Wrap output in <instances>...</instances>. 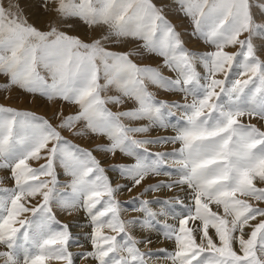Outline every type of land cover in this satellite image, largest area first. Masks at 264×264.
Segmentation results:
<instances>
[{"label": "snow or ice", "instance_id": "6c2138e0", "mask_svg": "<svg viewBox=\"0 0 264 264\" xmlns=\"http://www.w3.org/2000/svg\"><path fill=\"white\" fill-rule=\"evenodd\" d=\"M176 2L193 22L192 35L212 51L185 47L152 0H39L44 28L29 22L18 0H0V75L7 77L0 89L74 107L49 119L0 105V170L13 181L0 187L2 264H264V0ZM70 20L99 35L69 34ZM128 39L143 41L140 48L162 57L175 77L135 63L140 51L107 46ZM149 85L183 94L184 102L157 99ZM110 90L116 94L102 95ZM168 127L174 136L136 135ZM64 132L107 142L85 148ZM167 144L179 146L148 147ZM95 153L131 162L106 168ZM161 175L169 180L118 198ZM161 189L184 195L143 198ZM128 211L139 214L125 218ZM81 212L85 223L72 226L90 230L74 235L58 213ZM151 232L174 251L142 250L153 243Z\"/></svg>", "mask_w": 264, "mask_h": 264}, {"label": "rangeland", "instance_id": "374dc122", "mask_svg": "<svg viewBox=\"0 0 264 264\" xmlns=\"http://www.w3.org/2000/svg\"><path fill=\"white\" fill-rule=\"evenodd\" d=\"M18 2L20 4V7L23 9V14L28 17L29 22L34 24L38 28H44L45 21H46L47 17L38 7L39 0H18ZM152 2L158 8H160V7L163 8V14L175 26V30L178 33H180L181 39L183 40L185 47H187L190 50L197 51V52L200 51L199 48H201V50H203L204 52L213 50L211 45L204 43L202 40L197 39L195 36L192 35L193 29H194L193 22H192L190 17L186 16L181 11L180 5L176 2V0H152ZM68 23L71 24L72 27L69 28L67 26H64V30L69 32V34L78 35L82 39H85V40H88V39H91V38H95L96 36L99 35V30H93V29L89 28L87 25H85L83 22H81L79 20H70V21H68ZM142 44H143V41L128 39V40H125L123 42L115 43V44H109L107 46L109 48H111L112 50H114V51H121V52H126V51H129V50L140 51L142 53L141 55H134V56L131 57V59H133V61L135 63H137L138 65H141V66L150 65L152 67H159L161 69L163 75L172 76L174 78L175 75H176L174 72H170L167 68H163L162 67L163 58L158 56V55L150 54V53L144 51L142 48H140V45H142ZM227 50L228 51H235V49H232V48H229ZM6 82H7V77L3 76V75H0V84H4ZM154 89H157V87H154L153 85H149V91L153 92L157 99L168 100V101H177L178 100V101L184 102L183 101V94L170 92V93H172V95L170 93L169 94H160V95H158L159 94V89H157V91H155ZM115 94L116 93L114 91H111V90L109 92H107V93H102V95H115ZM170 96L171 97L173 96L172 99H171ZM180 96H181V98H180ZM191 99H192V97L189 96L188 97V102L189 101L191 102ZM0 105L13 107V108H16V109H19V110L31 111L33 113H36L37 115H41V116H44V117L49 118V119H52L54 112H56V111H58L60 109H63L65 113H68V112L74 110L73 106L67 105V104L63 103L62 101H49V100L45 99L44 97H42V96H40L38 94L28 93V92L22 90L19 87H12L11 89H7V90L0 89ZM131 106H132L131 102H127V103H125V105L122 106V108H127V107H131ZM107 107H109L112 111L122 110L121 108H118L116 105H113V104H109V105H107ZM180 116H181V113L176 112L175 113V117L171 118L172 123L175 124L176 123V119L178 117H180ZM241 119L245 123L249 122V118L248 119L247 118L244 119V117H242ZM250 122L257 124L258 127L261 126V122H258L255 119H252ZM53 123H56V121L53 120ZM125 123H128V121H125ZM144 123H146V121H144ZM157 129L159 131L161 130L160 128H157ZM168 129L171 130V132H172L171 134H168L167 132L163 133L164 129H162V132L160 134H159L158 131H156L158 134L157 133L153 134L152 132H150L148 134H136V135L138 137L141 136V135H147V136H150V137H157L158 135L161 136V134L162 135L164 134L166 136H174L176 134L172 127L171 128L168 127ZM64 135L67 136L74 143L79 144V145H81L82 147H85V148H94L97 143H106L107 142L106 138H104V137H82V138H80V137H73L68 132H64ZM178 146L179 145L167 144V145H157V146L149 145L148 147L152 151L155 152V151H171L173 148L178 147ZM153 148H156V149H153ZM95 154L98 156V158H100L102 160V162H103V164H104V166L106 168L112 162L113 163H115V162H131L130 158L124 157V156H122L119 153L117 154L116 157H111V156L109 157V155H106V154H103V153H95ZM169 163H171V162H169ZM33 164L35 166V162H33ZM108 175L112 179H114L113 181L119 180V177L117 176L116 173L109 172ZM113 176H115V177H113ZM0 178H3V183L0 184V187H11L13 185V181L9 178V173L6 170H0ZM174 178L175 177H173V179ZM42 179H44V178L42 177ZM67 179L68 178L63 176V175L60 176L61 182H64ZM147 180H148V182H146ZM160 180L167 181V180H169V177L163 176V175L155 176V177H149L143 182L144 185H141L139 187L140 188H144L149 183L150 184L156 183L157 181H160ZM119 182L124 183V180H119ZM138 188H134V190H136ZM163 190L168 192V194L161 195L159 192L163 191ZM139 193H137V194H139ZM128 194H130V193L128 192ZM137 194L136 193L135 194H131L129 197L127 196L128 198L127 197L123 198V197H120V195H118V198L121 201L122 200L125 201V200L129 199L131 196H135ZM153 194H154V196H153ZM174 194L184 195V193L183 194H181L180 192L178 193L177 189H174L173 191H168L167 189H161V190H159L157 192L148 193L143 198L153 199V198L159 197L161 199H164V198H167V197H171ZM35 202L36 201H33V203H35ZM261 206H264V205H261ZM153 207L154 208H158L159 206L158 205H156V206L154 205ZM127 214L128 215H126V212H125V215H124V212H122V215L125 218H129L131 216H136L139 213H137V212L134 213V212L128 211ZM62 215H64L66 218L63 219L61 217ZM75 218H76V216H68V215H65V214H62V213H60V214L58 213V219L59 220L62 219V220H60L62 223H67L70 226L74 225L75 223H79L81 225H83L85 223L84 213L81 212V213H79L77 215V218H80V220H82V222H78V220H74ZM161 219H163V218H161ZM170 222L172 224L176 223L175 220H172V219L169 218L168 219V223H170ZM79 228L80 229L82 228V230H80L79 234L90 230V229H87V228H84V227H79ZM72 229H78V228L75 227V226H72L71 230ZM73 234H74V232H73ZM156 234L157 233H155V232H151V233H147L146 235L153 236V239H154ZM156 237H160L161 238V239L159 238L158 242H155V239L152 240V241H154L156 243L157 249H161V248L167 249V247H168L169 251H174V243L172 241L168 240L167 243L165 244L166 239H164L162 236H159L158 234H157ZM81 242L83 243V238L82 237H81ZM150 245L147 246L148 247L147 249H152ZM166 245H168V246H166ZM147 249H142V250H147ZM69 250L73 251V252H76V251H80L81 249L78 248L76 250V249L70 247ZM21 256H22V253H21ZM161 260H163V259H161ZM156 261L155 260L154 261L153 260L149 261V264H161L160 262L157 263ZM50 262H49V264H59V262H55V260L50 261ZM164 262L165 263L167 262L168 264H171V262H168L166 260ZM164 262L162 264H164ZM76 264H82V262L77 260Z\"/></svg>", "mask_w": 264, "mask_h": 264}, {"label": "bare ground", "instance_id": "6f19581e", "mask_svg": "<svg viewBox=\"0 0 264 264\" xmlns=\"http://www.w3.org/2000/svg\"><path fill=\"white\" fill-rule=\"evenodd\" d=\"M186 31V30H185ZM187 39V38H186ZM189 40V39H188ZM186 41V40H185ZM188 46V45H187ZM200 49V51H198V52H204L203 50H201V48H199ZM155 87V86H154ZM157 89H159V88H157ZM157 89H154L155 91H157ZM170 92H165V91H163V90H161V89H159V94L158 95H160V94H169ZM171 95H172V93H170ZM175 95V94H174ZM178 95V94H177ZM171 97V96H170ZM173 97V96H172ZM172 97H171V99H172ZM169 98V97H168ZM178 98V97H177ZM180 98H181V96H180ZM174 99V98H173ZM190 102V101H189ZM175 117V116H174ZM177 118V117H176ZM248 119L249 117H244V119ZM171 128V127H170ZM156 131H158L159 132V134L162 132V129L159 131L157 128H155V129H153L151 132L153 133V134H156L157 132ZM164 132H167L168 134H171L172 132H171V130L170 129H164V131H163V133ZM158 134V133H157ZM164 135V134H163ZM162 134H161V136H163ZM158 136H160V135H158ZM164 136H166V135H164ZM153 149H156V148H153ZM170 149V148H169ZM160 150V149H159ZM162 150V149H161ZM110 157V156H109ZM113 163V162H112ZM113 177H115V176H113ZM155 177V176H154ZM114 180V179H113ZM151 181V180H150ZM149 181V182H150ZM146 182H148V180L146 181ZM124 183H128L127 181H124ZM150 184V183H149ZM142 185H144V184H142ZM138 188V187H137ZM143 190V188H138V189H136V190H134L133 189V191H132V193H130V194H128V192L125 190V191H122L119 195H120V197H123V198H126L127 196L129 197L131 194H137V193H139V192H141ZM176 192V191H175ZM177 192L179 193V191L177 190ZM161 195H163V194H168V192H166L165 190H163V191H160L159 192ZM181 194H183V192H180ZM147 195V194H146ZM152 195V194H151ZM150 196V195H149ZM153 196H154V194H153ZM181 196H183V195H181ZM127 197V198H128ZM123 201V200H122ZM156 206V205H155ZM132 212V211H131ZM135 213V212H134ZM60 214V213H59ZM124 215H125V212H124ZM126 215H128L127 214V212H126ZM136 215V214H135ZM63 219L64 218H66L64 215H62L61 216ZM60 220H62V219H60ZM74 220H78V222H82V220H80V218H77V215H76V218L74 219ZM171 223V222H170ZM78 229H72V231L74 232V235H78L79 234V232H80V230H82V228L80 229L79 227H77ZM156 233V232H155ZM137 234H139V232H137ZM147 234V233H146ZM145 234V235H146ZM149 236V235H148ZM156 236H157V234H156ZM155 236V242H158L159 241V238L160 237H156ZM150 238L152 239V240H154L153 239V236H150ZM161 239V238H160ZM167 241L168 240H166L165 241V244L167 243ZM154 241H153V243L150 245L151 246V248H152V250L154 251V250H156L157 249V246H156V243H155ZM155 243V244H154ZM164 244V243H163ZM164 244V245H165ZM171 244V243H170ZM149 246V247H150ZM166 246H168V245H166ZM160 247V246H159ZM162 247V246H161ZM72 248H74V249H78L77 247H75V246H72ZM141 248L142 249H147V248H145L143 245L141 246ZM167 249H168V247H167ZM6 249H4L2 246H0V251H5ZM154 261V260H153ZM156 261V260H155ZM165 261V260H164ZM163 260H157L156 262L158 263V262H160L161 264L164 262ZM55 262H57V261H55ZM168 262H170V261H168ZM51 263V262H50ZM54 263V262H53ZM167 263V262H166ZM165 262H164V264H166ZM0 264H2V261H0ZM168 264V263H167Z\"/></svg>", "mask_w": 264, "mask_h": 264}]
</instances>
